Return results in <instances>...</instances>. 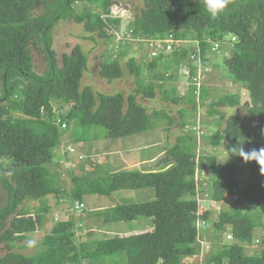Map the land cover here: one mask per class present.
Returning a JSON list of instances; mask_svg holds the SVG:
<instances>
[{
	"label": "trees",
	"instance_id": "obj_1",
	"mask_svg": "<svg viewBox=\"0 0 264 264\" xmlns=\"http://www.w3.org/2000/svg\"><path fill=\"white\" fill-rule=\"evenodd\" d=\"M141 1L143 6L133 14L127 28L132 41L171 35L189 43L145 63L149 68L146 81L135 58L130 56L125 65L128 73L134 75L137 89L124 96L121 92L96 95L90 86L81 87L87 56L78 45L61 55L60 64L53 49V28L62 20L72 19L82 24L86 33L99 38H113L114 30L118 31L121 24V19L111 14L113 6H120L116 0H0V101H4L0 107V200L1 192H5V204L0 207V246L8 248L0 255V264H189L186 259L198 253V219L213 226L208 239L211 248L202 264H264V166L260 168L255 160H243L245 171L240 176L239 161L218 166L214 156L197 154L196 137L189 133L177 137L154 169L96 173V165L90 160L88 164L80 162L79 175L68 171V191L59 184L60 173L50 169V165H59L54 153L61 136L71 127L74 130L69 133L70 142L79 147L97 141L100 134L115 140L145 133L156 126L151 118L161 116L169 125L174 123L164 113L148 115L137 101L138 94L152 99L158 90L162 100L183 102L192 111L203 107L210 91L195 84L197 58L200 65H213L221 78L244 87L247 93L244 102L239 92L211 100L206 112L210 118L219 115L222 107L235 108L236 112L227 118L223 129L219 121L216 131L203 140L211 147L225 145L235 154L241 146L245 151L264 147V0H232L216 19L210 17L200 0ZM78 3L82 5L80 11L74 8ZM39 4L44 8L37 13ZM226 35L236 38L230 56H222L224 51L219 50L212 54L222 62H210L212 55H206L211 52L206 40L222 41ZM125 36L126 33L118 43L115 57L108 55L100 64L101 78L111 81L123 76L120 60L128 54L130 43ZM193 41L198 42L196 46ZM36 46L44 55L42 72L35 70L32 60L31 47ZM171 57L176 63L189 64L190 83L183 97H178L174 88H163V81L168 78L153 72L162 58H166L165 67H169ZM158 79L161 82L157 84ZM243 110L248 114L241 116ZM179 115L182 128L195 123L194 119L189 124L185 121L186 117L193 118L188 109H181ZM207 169L211 171L209 181H197L198 172L202 174ZM134 190L142 192L143 201L116 203L91 211L90 215L115 232H126L125 224L147 218L144 223L153 226L151 231L128 236L113 231L108 237L95 238L89 233L79 241L75 235L81 229L77 227L80 218L75 220L72 215L51 225L35 254L13 251L15 241L27 239L43 227L52 212L47 196H55L56 202L67 197L73 205L85 203L84 196L90 194L125 195ZM203 194L210 205L198 201ZM232 197L233 205L221 204ZM35 200L41 205L34 212L21 207L25 201ZM215 204L221 205L219 212L213 208ZM214 212L216 217L211 219ZM226 232L235 242L220 245ZM255 243L260 249L254 254L246 253V246ZM116 255H120L121 262L113 259Z\"/></svg>",
	"mask_w": 264,
	"mask_h": 264
},
{
	"label": "rangeland",
	"instance_id": "obj_2",
	"mask_svg": "<svg viewBox=\"0 0 264 264\" xmlns=\"http://www.w3.org/2000/svg\"><path fill=\"white\" fill-rule=\"evenodd\" d=\"M204 1V0H200ZM120 6H113L111 8V14L116 17L122 18V24L119 25L118 31L114 30V36L110 39H102L97 37L95 34H88L84 31L82 24H76L72 19L59 21L53 28V49L56 52V58L58 59V63L60 64V57L63 53H70L75 46H79L81 50L87 56V69L83 73V77L81 79V87L90 86L93 92L97 95L98 93L103 94H114L117 92H121L124 96L129 93H136L137 84L134 75L128 73V68L126 67L127 59L130 56L135 58L136 64L140 67L141 77L146 81L149 76V68L145 65L148 63L149 57L148 54L144 51L143 45L139 42H134L131 40L127 47L128 54L121 58L120 64L123 67V76L119 79H114L108 81L104 78H101L98 74L100 69V64L108 59V55L115 57V53L119 50L118 36H122V31L128 28L129 20H132L131 15L137 13V11L143 6L141 0H116ZM78 7H74L75 10L80 11L82 5L80 3L75 4ZM44 8L43 4H39L37 8V13L41 12ZM125 8H128L125 10ZM110 34V31H108ZM188 44V43H186ZM192 44H195L194 42ZM227 46V44H225ZM31 55L34 63V68L38 72H42L45 69V61L44 55L41 53L40 47H31ZM118 49V50H117ZM221 50L225 51L223 45H221ZM224 53V52H223ZM145 54V55H143ZM222 56H228V53H224ZM215 55L210 57L211 62L219 61L222 62L221 58L217 59ZM166 58H162L160 61V65L153 72H157L158 76L167 79L163 81V88L170 90V88L175 89V94L178 97H183L189 86L188 81V73L186 68L184 67L185 63H176L177 61L174 57H171L168 62H170L169 67H165ZM177 64V65H176ZM170 75H174L173 78H169ZM197 84L204 85L210 91V97L205 105L201 108H197L195 111H192L191 106L184 104L183 102L173 103L172 101H165L161 99V94L156 90L155 97L152 99H145L141 96V94L137 95V101L144 108L148 115H152L154 112H160V114L164 113L171 116L174 120V123L169 125L166 118L159 116L158 119H152L156 126L145 133L134 134L125 138H118L115 140L103 138L102 134H100V138L97 141H89L83 145L82 149V158L75 159L71 162H68L66 159L61 158V148L59 147L55 150L54 160H58L59 165H50V169L54 172L60 173L61 180L59 181L60 185L64 187L66 191L71 188V178L68 173L69 170L73 171L74 175H79L81 170L79 168L80 162H85L88 164V160L96 166V173L99 171L103 172H115L128 168H138L140 170H148L154 169L158 167L156 164L161 163L162 158L164 157L165 151L172 147L178 136L180 135H188L189 133H194L197 141V154H203L214 156L216 159V163L218 166H221L227 162H237L239 161V169L238 174L241 176L245 171V166L242 165L243 158L239 155L230 152L225 145H220L218 147H211L208 142L204 141V137H208L216 131V124L220 121V129H223L226 125V120L228 117L233 115L236 112L235 108H220V114L216 115L214 118H210L206 115L208 110V104L216 97L222 96L226 93L239 92L241 93V101L244 102L247 99L246 89L244 87L231 84V82L227 81L225 78H221L220 73L216 71V69L212 68L204 70L201 68L197 71ZM161 82L159 79L156 81L157 84ZM4 104V101H0V107ZM54 108H57V104H53ZM188 109L193 114V118L186 117L185 121L187 123L194 119L195 123L189 126L187 129L179 126L180 122H182L181 117L179 115V111L181 109ZM56 110V114H57ZM246 111L240 112L241 116L247 115ZM188 126V127H189ZM192 128V129H191ZM74 128H69L68 133H64V136H61V144H66L71 136L69 133H73ZM96 132H100V129H96ZM72 135V134H71ZM202 148H204L202 150ZM90 156V157H88ZM241 159V160H240ZM79 160V161H78ZM241 162V163H240ZM8 163V162H7ZM244 164V163H243ZM97 166H100L97 168ZM92 173V171H90ZM211 177V171L209 169L204 170L201 173L197 174L198 179L203 181H209L208 178ZM2 200H0V207L5 204L4 191L1 192ZM145 197V196H144ZM198 197V194H196ZM151 198V194L149 193L148 199ZM142 192L132 191L128 194H123L121 192H115L111 196H98L95 194H90L84 196L85 203H87V211H83L82 214H74V219L80 220L78 221V226L81 228L76 230L75 238L76 240L83 241L86 239V236L90 233L89 237L95 238L97 235H106V237L110 236L113 231L109 229L108 226L103 225L101 219H97L95 216H91L90 213L95 212L96 210H101L102 208L109 207L113 204H128L133 202L143 201ZM208 200L205 194L200 195V202L204 205L207 204ZM47 203L52 207V212L54 216L60 217L65 209H67L70 201L67 197L62 196L61 199H58L56 202V198L53 195L47 196ZM222 205H233V200L227 199ZM41 202L39 200L35 201H25L21 207L30 211L31 213L35 211ZM207 206V205H206ZM220 206V205H219ZM219 206L216 208L218 209ZM208 207V206H207ZM86 212V213H85ZM53 216V217H54ZM62 219L66 220V216L62 215ZM147 218H138L136 221L127 223L124 226L126 232L120 231L115 232V234L119 236H128L130 234L142 233L151 230V228L144 227L140 230H132L134 227L141 228L143 227V223ZM52 215L46 217L43 227L38 228L37 231L32 233L30 237L24 240H19L14 242L13 251L19 252L24 255H33L35 254L40 247L37 246L40 243L42 237L48 232L52 225ZM88 226V227H87ZM140 226V227H139ZM106 233V234H105ZM230 233L223 234V240L220 241V244L223 243L231 244L235 241L228 240V235ZM33 241L32 246H29V242ZM207 248L208 246L204 244L203 250L201 253H198L189 259H186L189 264H202L205 258L207 257ZM211 248V247H210ZM260 249V245H249L246 246V253L254 254ZM8 251V248L4 245L0 246V255L5 254ZM117 262H121L120 255H116L113 257ZM100 262V260H98Z\"/></svg>",
	"mask_w": 264,
	"mask_h": 264
},
{
	"label": "clouds",
	"instance_id": "obj_3",
	"mask_svg": "<svg viewBox=\"0 0 264 264\" xmlns=\"http://www.w3.org/2000/svg\"><path fill=\"white\" fill-rule=\"evenodd\" d=\"M231 2H232V0H204V4H205V7H206V10L210 14V17L212 19H216L222 12H224L227 9L228 5ZM127 9L128 8H125V10H127ZM131 18H133V15H131ZM120 19H121V24H122V18H120ZM128 31L129 30L124 29L122 31L123 33H120V34H123V35L122 36H118L119 42L122 41L125 33L127 34V36H125V37H127L126 38L127 40L133 39L130 36V31H129V35H128ZM170 37L173 40L172 43H171L172 48L170 50H166L165 49V45H166L165 41L166 40H169ZM135 40H137L136 42H139V43L141 42V44L143 45V49H144L145 52L147 50L146 53L148 54V57H149V60L148 61H151L153 58L158 57L160 54H162V55H168V54L172 53L173 51L178 50L179 48H182L186 43H189L187 40L184 41V40H180V39H174L173 36H171V35L165 37L164 39H161V38H154V39H146V38L139 39V38H136ZM235 41H236L235 36H229V35H226L225 39L222 40V41H214V40H208L207 39L206 40V44H208L209 49L211 50V52L208 51L206 53V55L207 56H209L210 54L213 55L212 53H216L219 50H221L220 49L221 48V45H223L224 48H225L224 53H228V56H230V54H231L230 53V49L232 48V45L235 43ZM157 42H163V48H156V43ZM193 42L195 43L194 46H196L197 43H198L197 41H193ZM225 44H227V46H225ZM143 55H145V54H143ZM228 56H226V57H228ZM191 58H194L193 55H191ZM195 61L197 62L196 75L194 77L195 84H196L197 83V80H198L197 71L199 69L201 70V68L204 69V70H207V69H210L211 70L212 65H205V66L200 65L199 64V61H200L199 58H197ZM180 63H183V62H180ZM184 63H185L184 67L186 68L187 73H188V76H189V68H188V65L189 64H187V62H184ZM199 85L200 84H197V86H199ZM61 128L63 129L64 126L62 127V125H61ZM186 128L189 129L188 126ZM63 136H64V134H63ZM67 146H71L74 149V151L73 152H70L69 150H67ZM60 147H62L61 148L62 149L61 150V152H62L61 153V158L66 159L68 162H71V161L77 159V157H78V159H81L82 158V154H81L83 152L82 151V149H83L82 148L83 147L82 145L79 144V147H78L77 145L72 144L69 140L66 142V144H64V143L61 144V140H60L59 149H60ZM80 147H81V149H80ZM237 154L241 158H243V160H245V161L255 160L260 165V168H261V166H264V147H262V148H260L258 150L257 149H252V150H249V151H245L244 148L241 146V147L238 148ZM88 157H90V156H88ZM232 199H234V198L232 197ZM199 200H200V198L198 199V201ZM201 203H205V202H200V204ZM206 203H208V205H210L211 204V201L207 200ZM76 204H81L82 205V208L80 210H76L75 209V205ZM219 205L220 204H215L214 206L213 205L212 206H213V208H215L219 212L220 207H221V205L220 206ZM217 206H219L218 209L216 208ZM87 209H88V207L85 206L84 203H74L73 205H70L69 204L68 207H67V209H65L63 211L62 215L63 216H66V218L69 219L70 216H72V215L74 216V214H80L84 210L87 211ZM50 215H52V220H51L52 224L53 223H56V222H58L60 220H63L62 219V215L60 217H58V216H54V213L53 212H50V213H48L47 217L50 216ZM210 217H211V219H214L216 217V213L215 214L212 213ZM134 221H136V220H133L132 222H134ZM145 225H146V223L143 224V227ZM147 225L151 227V230L153 229V226L152 225H149V224H147ZM77 227L80 228L78 225H77ZM143 227H141L140 229H143ZM140 229L137 228V229H134V230H140ZM37 230H38V228L35 231H37ZM151 230H149V231H151ZM196 230H197V234H196V244L198 242V253H201V251L203 250L204 244H206L208 246V248L206 250L208 252V250L211 247V242L208 239L210 238V234H211V232L213 230L212 223H209L206 220L198 219L196 221ZM130 235H132V234H130ZM223 239L224 238L222 237L221 240H223ZM228 240H232L231 242H233L234 239H233V237H232L231 234L228 235ZM33 243H34L33 241H30L29 242V246H32ZM223 244H227V243H223Z\"/></svg>",
	"mask_w": 264,
	"mask_h": 264
},
{
	"label": "built area",
	"instance_id": "obj_4",
	"mask_svg": "<svg viewBox=\"0 0 264 264\" xmlns=\"http://www.w3.org/2000/svg\"><path fill=\"white\" fill-rule=\"evenodd\" d=\"M172 38L170 37L169 38V40H166L165 41V43H166V45H165V49L166 50H170L171 48H172V46H171V43H172ZM156 48H163V42H157L156 43ZM64 125L62 124V127H63ZM67 150H69L70 152H73L74 151V149L71 147V146H67ZM82 208V205L81 204H76L75 205V209L76 210H80Z\"/></svg>",
	"mask_w": 264,
	"mask_h": 264
},
{
	"label": "crops",
	"instance_id": "obj_5",
	"mask_svg": "<svg viewBox=\"0 0 264 264\" xmlns=\"http://www.w3.org/2000/svg\"><path fill=\"white\" fill-rule=\"evenodd\" d=\"M147 226H148V225H147V223H146V225H145L144 227H147ZM139 227H140V226H139ZM144 227H143V228H144ZM148 228H151V227H150V226H148ZM138 229H140V228H138Z\"/></svg>",
	"mask_w": 264,
	"mask_h": 264
}]
</instances>
